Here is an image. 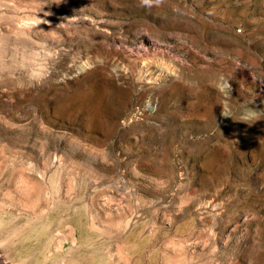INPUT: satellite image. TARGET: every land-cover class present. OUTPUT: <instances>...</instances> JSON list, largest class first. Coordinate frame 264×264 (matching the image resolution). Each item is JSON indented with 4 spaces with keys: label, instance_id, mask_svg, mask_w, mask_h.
<instances>
[{
    "label": "rangeland",
    "instance_id": "374dc122",
    "mask_svg": "<svg viewBox=\"0 0 264 264\" xmlns=\"http://www.w3.org/2000/svg\"><path fill=\"white\" fill-rule=\"evenodd\" d=\"M0 256L264 264V0H0Z\"/></svg>",
    "mask_w": 264,
    "mask_h": 264
},
{
    "label": "bare ground",
    "instance_id": "6f19581e",
    "mask_svg": "<svg viewBox=\"0 0 264 264\" xmlns=\"http://www.w3.org/2000/svg\"><path fill=\"white\" fill-rule=\"evenodd\" d=\"M92 57V56H91ZM146 63V62H145ZM88 64H90L89 62H84V64H82L81 66H82V68H84L86 65H88ZM135 64V63H134ZM137 64H139V63H137ZM152 64V63H151ZM80 65V64H79ZM142 65V64H141ZM140 65V66H141ZM138 66V65H137ZM133 66V69L132 70H134V74L136 75V76H138V78L139 79H141V76H143V72H142V70H144L143 69V67H142V70L140 69L141 67L140 66ZM88 67V66H87ZM147 67V66H146ZM86 68V67H85ZM84 68V69H85ZM138 68H139V70H138ZM149 68V67H148ZM167 69V68H166ZM148 70V69H147ZM168 70V71H167ZM166 70V73H162L161 74V76L162 77H167V76H171V75H173V71L171 70V69H167ZM84 71V70H83ZM155 71V70H154ZM164 72V71H163ZM146 73V72H145ZM157 73V72H156ZM147 74V73H146ZM152 74V73H151ZM129 75V74H128ZM134 75V76H135ZM150 76V75H149ZM149 76H148V79H149ZM151 76H153V75H151ZM160 75H158V77H161ZM147 77V76H146ZM145 77V78H146ZM155 77V76H154ZM145 78H143V79H145ZM147 79V78H146ZM152 78H150V80H151ZM138 80V79H137ZM160 80V79H159ZM149 81V80H148ZM153 81V80H152ZM149 83H150V81H149ZM135 117V116H134ZM15 239V238H14ZM8 240V239H7ZM1 243L2 244H4V245H6L5 243H6V240L5 239H2L1 240ZM4 245H3V247H4ZM9 245V244H8ZM6 250V249H5ZM7 250H8V248H7ZM15 250V249H14ZM7 252V251H6ZM14 253V252H13ZM17 255H18V253H17ZM6 256V255H5ZM5 258V257H4ZM8 258V257H7ZM6 259V258H5ZM9 259V258H8ZM79 259V258H78ZM81 259V258H80ZM76 259H74V261H75ZM91 260V259H90ZM7 261V260H6ZM6 261L0 256V264H8V263H6ZM92 261V260H91ZM13 264H27L26 262H25V260L24 259H20V260H17V259H14L13 260ZM29 262V261H28ZM76 262V261H75ZM91 264H98L96 261H94V262H92Z\"/></svg>",
    "mask_w": 264,
    "mask_h": 264
},
{
    "label": "clouds",
    "instance_id": "9594fccd",
    "mask_svg": "<svg viewBox=\"0 0 264 264\" xmlns=\"http://www.w3.org/2000/svg\"><path fill=\"white\" fill-rule=\"evenodd\" d=\"M161 3V0H140V6L142 7H151L153 6V4H160ZM231 85L230 83L225 80L223 86L221 87V91L224 92L225 94H227L228 92L231 91Z\"/></svg>",
    "mask_w": 264,
    "mask_h": 264
}]
</instances>
